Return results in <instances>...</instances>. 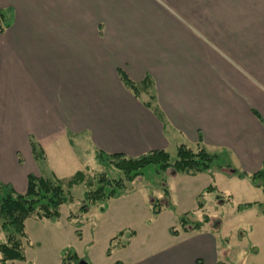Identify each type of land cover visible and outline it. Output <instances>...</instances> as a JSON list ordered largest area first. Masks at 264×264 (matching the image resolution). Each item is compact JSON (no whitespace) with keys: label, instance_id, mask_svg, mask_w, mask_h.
I'll use <instances>...</instances> for the list:
<instances>
[{"label":"crops","instance_id":"obj_1","mask_svg":"<svg viewBox=\"0 0 264 264\" xmlns=\"http://www.w3.org/2000/svg\"><path fill=\"white\" fill-rule=\"evenodd\" d=\"M0 10H9L12 18L0 33L1 185L24 193L28 175L45 176L41 168L31 169L37 162L31 140L43 151L42 165L54 149L60 152L58 147L70 153L73 139L91 148L94 156L96 151L128 157L170 154L185 145L230 154L236 161L230 168L238 173L250 175L261 168L264 0H0ZM119 71L138 86L147 80L150 86L134 97ZM45 170L51 173L46 179L69 178ZM222 172H171L188 184L204 182L196 195V210L202 214L205 204L197 207L201 194L220 195L231 205L217 229H206L209 221L199 232L170 235L171 241L184 236L190 242L161 249L149 264L227 261L233 249L229 240L225 247L221 241L229 236L227 218L249 217L243 240L251 242L252 228L264 215L257 206L241 212L237 206L256 203L264 209V193L247 179ZM210 185L214 191L205 193ZM237 196L254 200L240 203ZM128 234L119 242L127 244L124 248H111L109 241L111 251L106 256L107 248L105 257H111L112 249H126V241L136 237L135 232L130 239ZM252 245L257 253L248 258L255 264L262 252ZM116 262L129 264H111Z\"/></svg>","mask_w":264,"mask_h":264},{"label":"rangeland","instance_id":"obj_2","mask_svg":"<svg viewBox=\"0 0 264 264\" xmlns=\"http://www.w3.org/2000/svg\"><path fill=\"white\" fill-rule=\"evenodd\" d=\"M139 99L146 98L144 95H140ZM70 141L75 146L70 150V153L63 146L62 148L58 147L60 152L55 153L54 149V152L49 154V160L45 165H42V161L45 160L44 154H41L42 158L39 157V159L33 157L37 162L31 165V169L39 170L41 168V172L45 171L46 177L42 176L45 178H50L51 174L45 168L52 169L59 178H66L77 172L81 165L83 166L82 171H85L86 174L106 172L110 178L120 177L117 172L109 171L102 166L98 167L94 162V153L91 148H87L84 143H77L73 139ZM31 142L35 143L32 140ZM170 155L171 159H174V152H171ZM218 155L220 156L218 165L223 168L213 167L216 170L222 172L224 167L233 168L236 165L235 158L230 154L221 152ZM81 160L82 164L79 162ZM171 174V171L161 172L157 171L156 167L149 166L141 176L126 185V193L118 199L96 204L81 219L71 218L68 220V216L76 213L84 192L83 186L74 187L70 191L71 204L61 207L60 218L56 222L38 221L33 218L25 221L24 229L27 236V239L23 240L25 261L6 264H60L63 250L75 252L79 255L80 261L84 260L85 264H111L117 260L127 261L129 264H149L158 259L161 249L170 250L178 244L183 247L187 246L190 237L182 236V239L171 241L172 237L168 234V229L177 227L178 218L184 213H188V219L193 222L201 221L202 213L196 210V195L203 188L204 182L196 179L190 180L193 182L188 184L180 181L179 175L177 178L174 177L176 178L174 180ZM172 180H174L173 183ZM164 185H167V197L163 195ZM219 185L221 184L219 183ZM153 200L158 201L161 206V211L156 218L152 216V209L149 205ZM253 200L246 196H237L236 199L240 203ZM203 203L205 204L203 212L210 219L206 229L215 230L221 224V215L228 214L227 208L231 204L226 198L216 202L213 194H205ZM227 219L228 222L224 224V227L229 236H225L221 241L225 247L226 240H229V245L232 244L231 248L233 249L228 260H224L220 264H253L248 258V254L250 256L257 253L253 247L251 248L252 244L260 248L262 252L255 264H264V218L258 224H254L249 236L251 242L243 240L245 234L243 223L246 220H251L249 217L240 216ZM78 221L81 223V240L74 234L73 224ZM237 226L241 231L235 234L233 230ZM121 230L125 231L123 241L126 240L125 237L131 230L135 232L136 237L131 241H126L129 242L126 249H112L111 257H105L110 239ZM0 242H4L2 233Z\"/></svg>","mask_w":264,"mask_h":264},{"label":"trees","instance_id":"obj_3","mask_svg":"<svg viewBox=\"0 0 264 264\" xmlns=\"http://www.w3.org/2000/svg\"><path fill=\"white\" fill-rule=\"evenodd\" d=\"M11 12L9 10H0V33L11 25ZM121 83L126 89L132 92L134 97H138L139 92L150 86L149 80L141 86L134 84L123 72H118ZM149 107L148 104L145 105ZM156 116L161 119V114L154 109ZM31 152L35 159L42 158L43 151L38 144L30 142ZM95 163L98 167H104L109 171L120 174L117 179L110 178L106 172H98L86 174L83 171L75 172L67 179H57L52 177L46 179L27 176V185L24 193H17L8 185L0 184V234H4V242H0V264H6L14 261H25L23 252V240L27 239L25 234V221L28 219H36L38 221L46 220L56 222L60 218V209L63 205L71 204L70 191L76 186H83L84 192L82 200L75 214L68 217L81 219L96 204L118 199L127 191V184L132 183L136 178L143 174V171L154 166L157 171H171L173 174H184L194 176L199 173H209L213 167L223 168L219 166L220 156L218 154H209L203 148L192 150L185 145H179L175 149L174 159L165 151H152L138 157H128L123 154H106L101 151L95 152ZM224 170L231 172L229 166ZM239 179H247L250 184L264 193V158L261 168L253 174L238 173L233 171ZM163 195L168 196L166 185L163 186ZM214 191L213 186L205 189V193ZM203 194L197 198V207L202 209ZM222 196L216 195L215 200L219 201ZM151 206V214L156 217L161 209L158 201L153 200L149 203ZM257 206L261 208L264 215V209L260 204L247 203L237 206V211L251 209ZM189 214H182L177 221V227L168 230L169 235L178 236L180 233L199 232L202 227L207 224L209 216L202 214L201 221L193 222L188 219ZM75 236L81 238L80 221L73 224ZM124 232L118 233L110 240L111 248L126 247V243L120 244V239ZM134 236V232H130L127 238ZM115 241V244L113 242ZM106 251V256L110 255L111 248ZM80 259L75 252L71 250H63L61 254V264H79ZM121 264V263H114Z\"/></svg>","mask_w":264,"mask_h":264},{"label":"water","instance_id":"obj_4","mask_svg":"<svg viewBox=\"0 0 264 264\" xmlns=\"http://www.w3.org/2000/svg\"><path fill=\"white\" fill-rule=\"evenodd\" d=\"M233 173V171H231ZM79 264H85L84 260H81Z\"/></svg>","mask_w":264,"mask_h":264}]
</instances>
